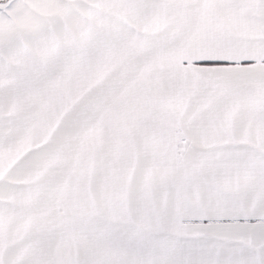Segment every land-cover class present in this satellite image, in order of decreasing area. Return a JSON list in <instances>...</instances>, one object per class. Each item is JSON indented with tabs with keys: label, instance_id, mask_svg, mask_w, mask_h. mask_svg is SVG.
<instances>
[{
	"label": "snow or ice",
	"instance_id": "6c2138e0",
	"mask_svg": "<svg viewBox=\"0 0 264 264\" xmlns=\"http://www.w3.org/2000/svg\"><path fill=\"white\" fill-rule=\"evenodd\" d=\"M0 264H264V0H0Z\"/></svg>",
	"mask_w": 264,
	"mask_h": 264
}]
</instances>
